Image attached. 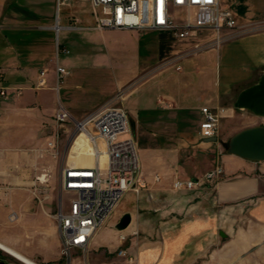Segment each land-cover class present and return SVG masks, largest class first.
<instances>
[{"label": "crops", "instance_id": "crops-1", "mask_svg": "<svg viewBox=\"0 0 264 264\" xmlns=\"http://www.w3.org/2000/svg\"><path fill=\"white\" fill-rule=\"evenodd\" d=\"M19 1L0 0V75L8 87L7 97L0 96V216L2 208L5 214L15 212L20 220L35 214L32 184L44 165L39 154L50 136L44 132L49 125L56 127L59 106L70 111L71 122L84 119L114 107L107 103L111 91L104 83L148 71L132 93L143 89L136 115L129 112L143 124L137 134L142 180L137 194L126 198L132 215L129 232L137 231L133 239L144 241L138 251L144 253L145 263H253L248 252L264 240V160L230 154L226 146L238 131L264 126V0H222L234 11L238 25L222 31L225 38L218 47L210 44L205 50L178 54L212 42L214 38L200 34L211 29L201 28L187 41L173 44L169 57L178 56L167 65L127 72H116L109 65L95 32L113 29L140 38L143 30L98 29L91 1L82 0L84 5L77 7L79 0H70L60 12L64 28L59 33H67L61 42L54 27L56 0H44L42 6L34 1L28 13ZM73 19L78 28L68 27ZM75 33L86 34L85 39ZM58 42L84 50L58 54ZM89 47L98 52H89ZM56 60L72 69L58 90ZM182 60L189 66L181 65ZM89 65L96 66L94 71L86 68ZM168 66L177 73H169ZM110 67L113 75L106 73ZM41 69H46L42 87L38 86ZM95 75L100 76L101 88L90 79ZM95 93L97 99L87 101ZM203 106L221 112L217 140L201 134ZM78 138L69 123L64 125L62 153L68 150L80 159L85 153L92 156L93 165L90 141L76 143ZM219 165L223 173L206 181L205 173ZM189 178L201 181L193 189L174 187L176 180ZM235 220L241 221L240 228ZM104 233L98 231L90 249L105 244ZM127 249L130 252L132 245Z\"/></svg>", "mask_w": 264, "mask_h": 264}, {"label": "built area", "instance_id": "built-area-1", "mask_svg": "<svg viewBox=\"0 0 264 264\" xmlns=\"http://www.w3.org/2000/svg\"><path fill=\"white\" fill-rule=\"evenodd\" d=\"M96 18V28L118 29H155L171 31L177 38L185 39L198 29L210 28L217 34L221 43L224 29L238 25L232 8L222 0H90ZM70 0H56L57 33L64 28L60 23V12ZM68 27L78 28L75 19ZM58 54L60 43H57ZM69 49L63 48L62 52ZM56 86L58 90L70 73L67 66L57 60ZM38 86L46 84V69L40 72ZM1 77V75H0ZM8 87L1 84L0 96L7 97ZM201 134L204 137L216 136L221 120L220 110L209 106L201 108ZM55 129L46 141L39 157L57 158L62 153L61 128L72 121L70 111L59 106L55 112ZM76 133H85L94 152V164H65L62 167V184L65 190L72 192L68 208L59 202L57 218L62 237L63 253L68 255L73 249L90 248L94 234L131 189H137L142 180L141 161L138 145L132 135L120 137L130 131L128 112L122 107H108L87 116L74 119ZM223 173V167L217 166L204 175L206 181H212ZM50 172L44 170L37 174L32 184V192L43 204L50 197ZM159 179V176H156ZM200 179L176 180L177 189H193ZM106 184H114V192H106ZM94 213H102L103 222L94 223ZM133 231V234H137ZM123 238H125L123 236ZM120 256H129L127 248L119 249ZM132 259V257H130ZM37 261V260H36ZM38 263H41L37 261ZM0 264H4L0 261ZM42 264V263H41ZM69 264V261H68Z\"/></svg>", "mask_w": 264, "mask_h": 264}, {"label": "rangeland", "instance_id": "rangeland-1", "mask_svg": "<svg viewBox=\"0 0 264 264\" xmlns=\"http://www.w3.org/2000/svg\"><path fill=\"white\" fill-rule=\"evenodd\" d=\"M37 2L44 4V0H20V4L23 5L24 10L28 13L29 9H32L31 3ZM84 2L81 0L78 1V6H83ZM64 11L61 13L64 16ZM89 11V7H87L86 12ZM62 22L64 20L62 19ZM105 30V29H103ZM198 31V30H197ZM195 32V34L197 33ZM202 31L200 34L201 37L214 38L211 43L195 45V48L185 50L181 53H189L192 54L194 51L205 50L206 47H210L209 45H215L218 47L221 43L217 42V34L216 32ZM142 33L141 37L129 36L121 33L118 30L107 29L105 32L100 33L99 31L95 32L99 40V46L106 49L107 57L109 58V65H112L114 71L116 72H127L132 71L137 68H141L143 66L148 67H159L165 66L168 62L175 60L176 57H169L170 50L175 43H181L183 41H187L189 38L180 39L175 37L171 32H161L158 30H143L139 31ZM66 31H62L58 33V40L61 42L66 38ZM75 36L84 40L86 34L75 33ZM64 47L60 44V53L62 52ZM69 49V48H67ZM80 50H84V47L79 46L78 48L69 49L68 52H64L67 55H72L76 52H80ZM89 52H98L95 47L87 48ZM71 51V52H70ZM86 51V50H85ZM168 57V58H167ZM166 58V59H165ZM46 65L52 67V61L46 59ZM57 60L54 61L56 66ZM201 61L199 62V64ZM108 64V63H107ZM180 64L184 67L189 66L188 62L185 60L180 61ZM66 66V65H65ZM91 66L86 67L89 69ZM96 68L95 65H92L91 69L94 71ZM113 68H109V71L106 73L114 74ZM180 66H177V69H180ZM68 69L71 73V66H68ZM42 70V69H41ZM167 71L171 74H176L175 67L168 66ZM70 73L68 75H70ZM148 71H142L140 74L134 77L117 80L114 78L113 83L106 82L104 85L111 91V96L108 97L107 103L110 106L114 107H122L128 112L129 116V128L130 131L120 135V137H126L132 135L138 145L137 142V134L138 127L142 128L143 124L138 122L137 118L132 119L129 112L132 115H136V108L138 103V98L142 95L143 89L139 90L135 94L134 93L137 88L142 84ZM68 77V76H67ZM2 77H0L1 80ZM99 75L93 76L92 80H101L99 79ZM66 78L64 79V82ZM98 82V81H97ZM98 83H93L95 86L100 87ZM2 84V83H1ZM63 84V83H62ZM101 88V87H100ZM97 93L90 94L87 97V101H92L97 99ZM71 129L74 131V136L77 135L79 137L76 143L82 142L83 139L87 140L85 133H76L74 130V123L68 122ZM49 125V124H48ZM55 128L51 125L48 126V129L45 130L44 136H49L53 133ZM62 131V128H61ZM86 136V137H85ZM228 145L226 146L227 149ZM139 148V147H138ZM82 158L74 156L70 151L65 150L60 154L57 158L52 157H44V165L42 167V171L50 172V197L42 203L36 199L34 196V211L35 214L31 217V219L20 220L17 218L15 212L4 213L6 210L2 208V216H0V240L12 245L13 247L19 249L29 257L34 260L41 262L42 264H167V263H145L144 253L138 251V245H143V237H140V242H136L138 238L133 239L136 234H131L129 232L130 227L126 229H119L118 222L121 217L128 212L130 209L129 203L126 201V198L129 194L136 195L135 189H131L127 191L113 210L108 220L104 223L103 226L98 229V231H104V241L105 244L101 245L97 249L80 250L73 249L68 255L63 253V245H62V237L60 232L59 220L57 218V212L59 210V202L62 200L63 207L69 205L70 200L72 198V192L65 190L63 188L61 176H60V167L64 166L65 163L71 164H92V156L90 155H81ZM42 158V157H40ZM42 160V159H40ZM73 160L74 162H71ZM83 161V162H82ZM40 170V169H39ZM41 172V171H40ZM138 189V187H137ZM33 193V192H32ZM34 195V194H33ZM236 228L241 227V221L235 220ZM250 224V223H249ZM94 234L93 239L96 237ZM124 235L125 238H122ZM142 235V234H141ZM139 243V244H138ZM132 245V249L129 252V256H120L119 249L127 248ZM249 255H252L254 259L253 263H174V264H264V240L259 244L255 245L248 252ZM256 255V256H254ZM132 257V259H130ZM97 258H100L98 263H90L91 261L95 262ZM119 260H124V263H120ZM0 261L4 264H25L22 261L18 260L15 256L10 253L2 250L0 248ZM118 261V262H117Z\"/></svg>", "mask_w": 264, "mask_h": 264}, {"label": "water", "instance_id": "water-1", "mask_svg": "<svg viewBox=\"0 0 264 264\" xmlns=\"http://www.w3.org/2000/svg\"><path fill=\"white\" fill-rule=\"evenodd\" d=\"M209 140H217V137H209ZM227 152L251 161L264 160V126L247 127L235 133L229 141ZM131 220L132 215L126 212L118 222V228L126 229Z\"/></svg>", "mask_w": 264, "mask_h": 264}, {"label": "bare ground", "instance_id": "bare-ground-1", "mask_svg": "<svg viewBox=\"0 0 264 264\" xmlns=\"http://www.w3.org/2000/svg\"><path fill=\"white\" fill-rule=\"evenodd\" d=\"M94 156V152H93ZM106 192H114V184H106ZM103 222V215L102 213H94V223H102ZM103 226V225H101ZM0 248L11 255L15 256L18 260L22 261L25 264H41L38 263L36 260L32 259L19 249L13 247L12 245L0 240Z\"/></svg>", "mask_w": 264, "mask_h": 264}]
</instances>
